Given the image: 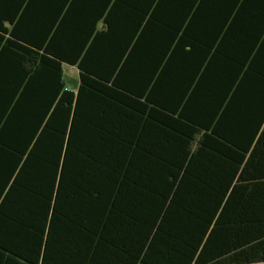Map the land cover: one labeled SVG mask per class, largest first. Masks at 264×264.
<instances>
[{
	"label": "trees",
	"instance_id": "obj_1",
	"mask_svg": "<svg viewBox=\"0 0 264 264\" xmlns=\"http://www.w3.org/2000/svg\"><path fill=\"white\" fill-rule=\"evenodd\" d=\"M0 264H264V0H0Z\"/></svg>",
	"mask_w": 264,
	"mask_h": 264
},
{
	"label": "rangeland",
	"instance_id": "obj_2",
	"mask_svg": "<svg viewBox=\"0 0 264 264\" xmlns=\"http://www.w3.org/2000/svg\"><path fill=\"white\" fill-rule=\"evenodd\" d=\"M65 83L71 91H75L80 83L79 71L76 67L65 65L63 68Z\"/></svg>",
	"mask_w": 264,
	"mask_h": 264
},
{
	"label": "crops",
	"instance_id": "obj_3",
	"mask_svg": "<svg viewBox=\"0 0 264 264\" xmlns=\"http://www.w3.org/2000/svg\"><path fill=\"white\" fill-rule=\"evenodd\" d=\"M64 66L65 65H63V68H64ZM66 86H67V84H66ZM78 87H79V85H78ZM67 88H68V86H67ZM69 89V88H68ZM78 89V88H77ZM77 89L74 91V92H76L77 91ZM70 90V89H69ZM141 132H142V122L140 121V126H139V128H137V136L139 135H141Z\"/></svg>",
	"mask_w": 264,
	"mask_h": 264
}]
</instances>
